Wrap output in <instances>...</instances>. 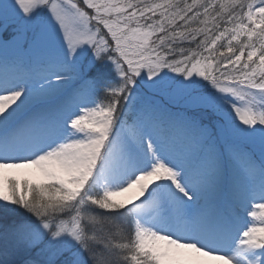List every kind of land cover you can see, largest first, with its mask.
I'll return each instance as SVG.
<instances>
[{
    "label": "snow or ice",
    "instance_id": "snow-or-ice-1",
    "mask_svg": "<svg viewBox=\"0 0 264 264\" xmlns=\"http://www.w3.org/2000/svg\"><path fill=\"white\" fill-rule=\"evenodd\" d=\"M0 264H264V0H0Z\"/></svg>",
    "mask_w": 264,
    "mask_h": 264
}]
</instances>
